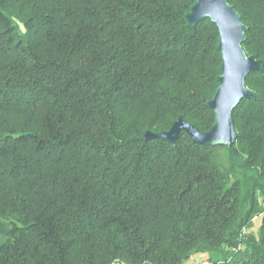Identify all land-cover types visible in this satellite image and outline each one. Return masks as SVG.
<instances>
[{
  "label": "trees",
  "instance_id": "1",
  "mask_svg": "<svg viewBox=\"0 0 264 264\" xmlns=\"http://www.w3.org/2000/svg\"><path fill=\"white\" fill-rule=\"evenodd\" d=\"M195 1L0 0V264H264V68L228 147L250 196L216 147L143 136L214 124L219 32L188 25ZM228 1L264 60V0Z\"/></svg>",
  "mask_w": 264,
  "mask_h": 264
},
{
  "label": "water",
  "instance_id": "2",
  "mask_svg": "<svg viewBox=\"0 0 264 264\" xmlns=\"http://www.w3.org/2000/svg\"><path fill=\"white\" fill-rule=\"evenodd\" d=\"M211 19L219 32L218 50L222 55L218 87L208 106L214 111V124L201 131L194 124L179 116L168 130L145 131V139L161 138L176 144L182 132L192 141L211 147H231L237 132L233 111L243 99H252L255 93L246 84L247 77L264 68V60L248 54L243 46L248 26L228 0H196L185 14L189 26L195 27L204 19Z\"/></svg>",
  "mask_w": 264,
  "mask_h": 264
},
{
  "label": "rangeland",
  "instance_id": "3",
  "mask_svg": "<svg viewBox=\"0 0 264 264\" xmlns=\"http://www.w3.org/2000/svg\"><path fill=\"white\" fill-rule=\"evenodd\" d=\"M215 153L219 166L223 170L229 172L231 181L239 180L242 183V193L250 196L255 171L248 166L245 155L241 153L238 148L234 150L233 148L229 149L226 146H217L215 148ZM248 200L251 203L252 197H249ZM260 218V214L253 216L248 224V227L244 230V233L252 232L254 234H258L261 222ZM188 264H210V261L206 256L197 254L193 256Z\"/></svg>",
  "mask_w": 264,
  "mask_h": 264
}]
</instances>
